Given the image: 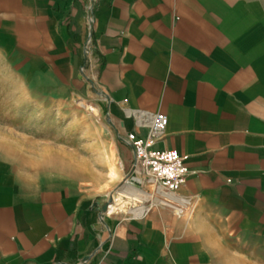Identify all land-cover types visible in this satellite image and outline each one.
<instances>
[{
	"label": "crops",
	"instance_id": "crops-1",
	"mask_svg": "<svg viewBox=\"0 0 264 264\" xmlns=\"http://www.w3.org/2000/svg\"><path fill=\"white\" fill-rule=\"evenodd\" d=\"M0 65L29 95L57 96L46 79L95 92L131 155L125 135L163 115L152 149L187 169L185 214L107 220L83 194L0 171V264H214L235 246L264 264L262 0H0Z\"/></svg>",
	"mask_w": 264,
	"mask_h": 264
},
{
	"label": "rangeland",
	"instance_id": "rangeland-1",
	"mask_svg": "<svg viewBox=\"0 0 264 264\" xmlns=\"http://www.w3.org/2000/svg\"><path fill=\"white\" fill-rule=\"evenodd\" d=\"M0 70L4 71L1 65ZM17 79L9 76L0 78L2 174L40 186L56 185L69 193L83 194L88 197L91 208H97L103 220L132 217L126 212L105 214L106 207L116 197V191L132 175L133 156L112 133L96 93L92 91L87 97L78 98L70 92L58 90L50 79H46V86L61 96V101L52 99L56 95H51L48 100L40 94L32 92L29 95L26 90H21L20 81L24 78ZM88 108H93L94 113ZM110 166L116 171V177L111 181L107 176ZM126 185L145 191L153 199L159 198L154 192L155 184L148 178L142 179L140 186ZM143 205L150 211L165 206L153 203L151 199L143 201ZM173 206L175 211L187 212L184 206ZM231 252L226 253L227 257L243 264H251L254 256L239 246L232 247ZM217 255L225 254L214 253V264H223Z\"/></svg>",
	"mask_w": 264,
	"mask_h": 264
},
{
	"label": "built area",
	"instance_id": "built-area-1",
	"mask_svg": "<svg viewBox=\"0 0 264 264\" xmlns=\"http://www.w3.org/2000/svg\"><path fill=\"white\" fill-rule=\"evenodd\" d=\"M148 135L145 138L127 133L125 143L130 147L133 163L131 177L126 184L140 186L142 179L150 181L167 192H175L187 176L184 157L174 150H153L154 138L166 124L163 115L149 116ZM141 124V121L137 122Z\"/></svg>",
	"mask_w": 264,
	"mask_h": 264
},
{
	"label": "bare ground",
	"instance_id": "bare-ground-1",
	"mask_svg": "<svg viewBox=\"0 0 264 264\" xmlns=\"http://www.w3.org/2000/svg\"><path fill=\"white\" fill-rule=\"evenodd\" d=\"M88 110L89 112L94 113L93 108H88ZM107 176L109 181L115 179L116 171L112 166L109 167L107 171ZM154 192L159 196V198L156 197L153 199L152 196L147 195L145 191L135 189L134 187L126 185L125 183V185H123L118 191H116V197H114L113 202L106 207L105 214H111L114 212H126L130 213L133 217H139L145 212H147L149 209L148 207L143 205V201L147 199H151L153 203L162 204L172 208H175V206L173 205H184L183 200L177 197L174 193L167 192L166 190L158 186H155ZM127 204H129L130 206L128 207ZM177 211L180 212V210ZM227 256L228 255L226 254L223 256L217 255L216 258L224 261L223 264H239L237 260L233 258H228ZM217 264H219V262Z\"/></svg>",
	"mask_w": 264,
	"mask_h": 264
},
{
	"label": "water",
	"instance_id": "water-1",
	"mask_svg": "<svg viewBox=\"0 0 264 264\" xmlns=\"http://www.w3.org/2000/svg\"><path fill=\"white\" fill-rule=\"evenodd\" d=\"M105 207H103V209H104Z\"/></svg>",
	"mask_w": 264,
	"mask_h": 264
}]
</instances>
